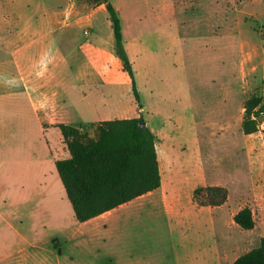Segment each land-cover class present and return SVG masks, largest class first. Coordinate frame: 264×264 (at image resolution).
Wrapping results in <instances>:
<instances>
[{
    "label": "rangeland",
    "instance_id": "374dc122",
    "mask_svg": "<svg viewBox=\"0 0 264 264\" xmlns=\"http://www.w3.org/2000/svg\"><path fill=\"white\" fill-rule=\"evenodd\" d=\"M110 1L143 108L103 6L0 0V60L51 61L54 77L36 117L13 77L2 78L0 264H234L264 237V123L242 129L245 102L264 97V0ZM140 116L155 133L164 184L77 222L54 164L67 148L42 127L65 120L94 136L100 121ZM207 185L226 187L228 201L198 205L194 192ZM244 207L253 230L233 220Z\"/></svg>",
    "mask_w": 264,
    "mask_h": 264
},
{
    "label": "trees",
    "instance_id": "16d2710c",
    "mask_svg": "<svg viewBox=\"0 0 264 264\" xmlns=\"http://www.w3.org/2000/svg\"><path fill=\"white\" fill-rule=\"evenodd\" d=\"M93 3L95 7L105 5L114 33L115 54L132 80L139 108H143L118 10L110 0H93ZM144 121L142 116L103 120L96 125L94 136L72 125H53L60 130L69 152V157L57 160L55 167L77 222H88L161 188L156 136L148 126L141 127ZM262 123L264 97L252 96L244 104L243 132L254 134ZM194 198L200 206L220 207L228 201L229 191L224 186L207 185L196 189ZM233 220L247 231L256 225L250 207L242 208ZM234 264H264V237Z\"/></svg>",
    "mask_w": 264,
    "mask_h": 264
},
{
    "label": "crops",
    "instance_id": "0c3cea01",
    "mask_svg": "<svg viewBox=\"0 0 264 264\" xmlns=\"http://www.w3.org/2000/svg\"><path fill=\"white\" fill-rule=\"evenodd\" d=\"M167 1H171V0H167ZM101 6H103L105 8V5H101ZM101 6H98V7H101ZM98 7H96V8H98ZM90 24H91V26L93 25L92 20H90ZM111 27H112V25H111ZM93 43L97 44L95 41H93ZM114 46H115V38H114L113 49H114ZM26 48H33L35 51L37 49V44H36V42H34V44H32V45H29L26 47H19L17 50H15V52L20 53L21 50L26 49ZM96 74L94 73L92 75V79L96 80L98 78V76ZM5 76L13 77L14 82L18 85V87H16V88L18 89L17 97H18L19 101H21L22 98H26L27 96L32 100V102H33V113H34L35 117L38 115H41L42 111L40 109H38L39 108L38 106H40L42 104H44V109H45L44 114H46V112H47L46 104L50 103L52 101V95H53V90H54L53 89L54 77H53V69H52V62L51 61L41 63V62H37L34 59L29 60V61L16 59L12 66H8V65H6V63L4 61L0 60V91H2V94L4 93V90L2 87V85H3L2 78ZM80 77L81 76L78 74L79 79H80ZM37 99L39 101H41L42 104H40V105L36 104ZM18 106H20V102L18 103ZM40 108H43V107H40ZM60 123L72 125L74 127L79 128L78 123L72 124V123L66 122L65 120H60L59 124ZM39 126L41 127V125H39ZM43 130H44V128L42 127V133L44 135L47 134L48 137L51 134L50 132L54 131L56 134L57 145L59 147L61 145L62 148H64L63 146H65V144L63 143V137H62L59 129H57V128H51L50 129L49 128L47 130H44V131ZM47 140H48V138H47ZM48 142L50 144L49 140H48ZM50 146H51L50 149H52L53 145H50ZM67 157H69V152L66 149L65 158H67ZM160 157L161 156H160V149H159L160 171L162 174L161 176H163V184H164V175H163L164 173H163L162 168H161ZM56 161H54V164ZM32 172H33V174L35 173V167L33 168ZM17 173L19 174L20 171L18 170ZM29 173H30V171H29ZM124 206L126 207V205H123L121 207H124ZM112 212H114V210L111 212H108V213L112 214ZM106 216H107V213H105V214H103V215H101L95 219L101 220V219H104ZM92 220H94V219H92ZM92 220H90V221H92ZM98 229H99V227H98Z\"/></svg>",
    "mask_w": 264,
    "mask_h": 264
},
{
    "label": "water",
    "instance_id": "95a60500",
    "mask_svg": "<svg viewBox=\"0 0 264 264\" xmlns=\"http://www.w3.org/2000/svg\"><path fill=\"white\" fill-rule=\"evenodd\" d=\"M147 126H148V124L145 121L141 123V127L145 128Z\"/></svg>",
    "mask_w": 264,
    "mask_h": 264
},
{
    "label": "bare ground",
    "instance_id": "6f19581e",
    "mask_svg": "<svg viewBox=\"0 0 264 264\" xmlns=\"http://www.w3.org/2000/svg\"><path fill=\"white\" fill-rule=\"evenodd\" d=\"M162 153V152H161Z\"/></svg>",
    "mask_w": 264,
    "mask_h": 264
}]
</instances>
